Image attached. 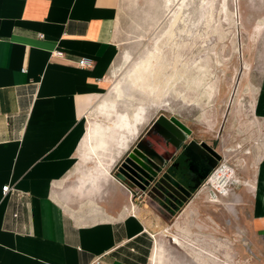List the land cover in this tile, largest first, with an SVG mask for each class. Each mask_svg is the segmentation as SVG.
<instances>
[{
  "label": "crops",
  "instance_id": "crops-1",
  "mask_svg": "<svg viewBox=\"0 0 264 264\" xmlns=\"http://www.w3.org/2000/svg\"><path fill=\"white\" fill-rule=\"evenodd\" d=\"M119 1L0 0V264H148L159 247L153 212H168L114 173L138 136L124 137L113 163L85 166L134 132L85 128L118 54ZM258 108L264 119V97ZM248 198L245 228L264 253V156Z\"/></svg>",
  "mask_w": 264,
  "mask_h": 264
},
{
  "label": "rangeland",
  "instance_id": "rangeland-1",
  "mask_svg": "<svg viewBox=\"0 0 264 264\" xmlns=\"http://www.w3.org/2000/svg\"><path fill=\"white\" fill-rule=\"evenodd\" d=\"M117 46L85 128L102 124L117 135L133 124L134 132L93 152L85 166L113 163L125 136L135 142L164 114L191 128L228 168L217 170L225 178L216 189L204 182L176 211L162 219L153 212L159 249L152 256L151 247L148 264H264L245 228L264 156V0H120ZM90 145L84 135L81 146L91 152Z\"/></svg>",
  "mask_w": 264,
  "mask_h": 264
},
{
  "label": "flooded vegetation",
  "instance_id": "flooded-vegetation-1",
  "mask_svg": "<svg viewBox=\"0 0 264 264\" xmlns=\"http://www.w3.org/2000/svg\"><path fill=\"white\" fill-rule=\"evenodd\" d=\"M153 123L154 121L140 134L136 143L140 139H144L143 145L156 157L159 163H163L159 167L157 177L167 174L169 180H165L158 190L153 191H150V188L155 185L157 180H154L144 191L129 179L123 181H127L132 186L131 190L134 195L141 193V199H149L161 209L173 212L192 197L220 159L214 157L210 148L213 151L215 149L211 145L202 139L193 137V132L188 126L189 133L174 134L165 130V127L153 126ZM169 136L171 138H167ZM128 153L116 165L115 175L120 163ZM214 161L216 164L210 169ZM139 183L144 184L143 181Z\"/></svg>",
  "mask_w": 264,
  "mask_h": 264
},
{
  "label": "water",
  "instance_id": "water-1",
  "mask_svg": "<svg viewBox=\"0 0 264 264\" xmlns=\"http://www.w3.org/2000/svg\"><path fill=\"white\" fill-rule=\"evenodd\" d=\"M153 126L165 127V130L174 134H181V132L185 134L190 132V129L179 119L173 116L166 117L164 114L158 115L154 120ZM167 138L171 137L169 136ZM143 140L144 139H140L120 163L116 177L120 180L129 179L143 191L146 187L150 186L154 180H157L155 185L150 188V191L155 189L158 190L165 180H169L167 179L169 177L167 174H162L159 178L157 177L159 167H161L163 163H159L156 157L148 151L143 145ZM210 150L216 159H220L221 155L219 153L213 151L211 148ZM215 164L216 162L214 161L210 169L213 168ZM140 181H143L144 184H140Z\"/></svg>",
  "mask_w": 264,
  "mask_h": 264
},
{
  "label": "built area",
  "instance_id": "built-area-1",
  "mask_svg": "<svg viewBox=\"0 0 264 264\" xmlns=\"http://www.w3.org/2000/svg\"><path fill=\"white\" fill-rule=\"evenodd\" d=\"M43 35L39 34V37H42ZM52 55L55 57H62L63 56V52L60 50H54L52 52ZM92 60L86 57H82L77 61V65L79 67H90L92 66ZM220 168H224V169H228L226 165L224 166H220V163L218 162V164L211 170V172L209 173V175L207 176L205 182H207L208 184H210L214 189H216V187H214L211 182H209V180H211V177L213 176V174H215L217 172V170H219ZM231 172V171H230ZM229 179V178H228ZM212 181V180H211ZM228 182V180H227ZM227 182H225V185L227 184ZM11 190L10 186L8 184L2 186V192L5 195L6 193H8ZM129 193L131 194V196H135L136 198H140L141 193H137L134 195L133 191L131 189H128Z\"/></svg>",
  "mask_w": 264,
  "mask_h": 264
},
{
  "label": "bare ground",
  "instance_id": "bare-ground-1",
  "mask_svg": "<svg viewBox=\"0 0 264 264\" xmlns=\"http://www.w3.org/2000/svg\"><path fill=\"white\" fill-rule=\"evenodd\" d=\"M141 115V114H139ZM140 117V116H139ZM138 119V118H137ZM225 178L224 175L219 174V172H216L215 174H213V176L211 177V180H209V182H211V184L216 187L218 184L222 185V181L221 179ZM159 249V248H158ZM157 247L155 248L154 252H156V250H158Z\"/></svg>",
  "mask_w": 264,
  "mask_h": 264
}]
</instances>
